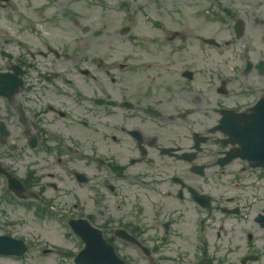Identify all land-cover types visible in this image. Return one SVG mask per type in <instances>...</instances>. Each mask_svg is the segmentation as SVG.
<instances>
[{
  "label": "flooded vegetation",
  "instance_id": "af4514ba",
  "mask_svg": "<svg viewBox=\"0 0 264 264\" xmlns=\"http://www.w3.org/2000/svg\"><path fill=\"white\" fill-rule=\"evenodd\" d=\"M46 3L0 0L1 213L127 179L148 251L120 249L131 264H233L264 233V168L219 163L264 128V0H180L192 33L150 36L89 35L74 0Z\"/></svg>",
  "mask_w": 264,
  "mask_h": 264
},
{
  "label": "rangeland",
  "instance_id": "374dc122",
  "mask_svg": "<svg viewBox=\"0 0 264 264\" xmlns=\"http://www.w3.org/2000/svg\"><path fill=\"white\" fill-rule=\"evenodd\" d=\"M156 2H161V3H165V2H167L166 0H158V1H156ZM147 11H151L150 9L149 10H147ZM161 12V11H160ZM99 15H100V12L98 11V10H96V9H91L90 10V21H92V19L91 18H97V17H99ZM138 18H139V22L137 23L138 25H137V29L139 30V32L140 33H142V34H147L148 32H147V29H146V27L140 22V19H143L144 17H143V14L142 13H139L138 14ZM96 23H100L97 19H96ZM16 216H18V217H23V215L21 214V213H16L15 214ZM24 218V217H23ZM26 219V225L24 226V227H17L16 229L18 230V231H21V233L22 234H25V235H27V233L28 234H30V235H32V234H34V233H37V232H41L42 233V230L44 229V227H45V224H43V223H37L36 221H34V219L33 218H31V217H27V218H25ZM36 222V224H37V226H38V228L37 229H34V228H32V227H34V223ZM53 236V237H52ZM55 235H51V237H50V239L51 240H53V241H57L58 240V238H55L54 237ZM0 264H7V262H5V259H0Z\"/></svg>",
  "mask_w": 264,
  "mask_h": 264
}]
</instances>
